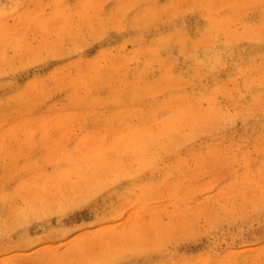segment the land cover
I'll return each mask as SVG.
<instances>
[{"label":"rangeland","instance_id":"374dc122","mask_svg":"<svg viewBox=\"0 0 264 264\" xmlns=\"http://www.w3.org/2000/svg\"><path fill=\"white\" fill-rule=\"evenodd\" d=\"M0 264H264V0H0Z\"/></svg>","mask_w":264,"mask_h":264},{"label":"bare ground","instance_id":"6f19581e","mask_svg":"<svg viewBox=\"0 0 264 264\" xmlns=\"http://www.w3.org/2000/svg\"><path fill=\"white\" fill-rule=\"evenodd\" d=\"M209 26H210V25H209ZM209 26H208V27H209ZM214 26H215V25H214ZM210 29H212L211 26H210ZM208 30H209V29H208ZM213 31H214V30H213ZM211 60H212V59H211Z\"/></svg>","mask_w":264,"mask_h":264}]
</instances>
